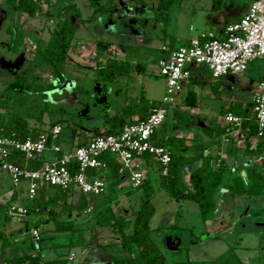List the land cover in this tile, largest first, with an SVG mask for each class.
<instances>
[{
	"label": "rangeland",
	"instance_id": "374dc122",
	"mask_svg": "<svg viewBox=\"0 0 264 264\" xmlns=\"http://www.w3.org/2000/svg\"><path fill=\"white\" fill-rule=\"evenodd\" d=\"M92 1L98 6L122 5V9L120 12L101 14L95 11ZM69 2L78 5L82 22L77 23L76 35L63 69L66 82L74 85L68 88L72 97L63 99L64 94H59L58 91L43 90L49 79L50 69L40 63L34 52L38 46L43 48L46 45L51 31L59 23L47 17L45 12L50 10L55 13L59 7ZM162 2L163 0H42L41 11L30 18L27 13H21L17 9L8 10L6 0H0V13L1 7L9 12L6 21L0 16V59L9 63L17 58L23 60L19 70L4 66L0 61V113H3L5 123H11L16 116H25L29 126L38 130H49L54 124H60V143L66 148L69 143L75 145L95 136L96 127L105 132L110 126V119L120 115L125 109H128L127 112L131 111V104H135L142 94L150 103L159 101L166 89L165 78L160 75L159 67V60L167 56L163 46L172 49L187 44L201 31L213 27L208 21L214 17L211 0H170L168 15L157 9ZM15 23L24 24L25 42L22 41L26 43V47L20 53L14 49L20 44L16 29L10 33L6 29ZM110 32L117 33L118 38H110ZM26 36L30 39L26 40ZM109 40L112 43L106 47ZM108 58L130 61L131 72L118 73L112 82L98 78L96 64L98 61L104 63ZM263 63L264 58L254 59L249 70L231 73L219 79L213 78L206 66L198 65L200 74L204 76V84L199 87L190 83L188 87L198 91V99L209 106V115L219 116L220 109L230 94L224 86L248 87ZM137 65L143 69L140 71ZM28 66L31 67L24 75L27 83H32L30 90L9 89L8 84L18 78ZM96 87L100 89V94L94 91ZM215 93L220 96L216 97ZM179 99L180 96L177 105L181 104ZM123 103L124 106L118 108ZM44 106H48L49 110L38 119ZM59 108L63 112H58ZM84 110H88L87 117L80 115ZM172 110L168 120L158 128L160 138L176 132L177 122ZM203 112L206 113V110ZM45 157L52 159L54 154L48 153ZM199 162L191 161L185 165L184 180H187L186 174ZM154 168L152 186L156 192L151 200L154 207L151 236L160 246L165 264H264V196L259 197L258 202L255 197L245 202L243 197V201H237L234 207L228 209L229 213L219 219L224 220V224L206 226L198 204L193 200L177 201L171 198L160 187L157 165ZM106 174L108 178L104 194L83 193L75 188L67 196V205L58 202L56 206H51L55 211V219L46 221L44 219L48 216V208L43 213H33L26 219L5 217L7 205L10 204L5 195L11 189V180L6 172L0 171V247L3 243L4 250L12 248L13 253H29L33 248L30 229L38 226L42 230H56L44 231L42 240L38 243L42 245L47 259L54 254L73 251L78 257L70 264H77L83 247L84 230V235L91 237V243L88 244L100 246L105 240L114 250L116 247L121 249L117 252L120 257L126 256L127 252L120 244V236L105 223L124 215L133 220L144 200V191L138 188L128 194L130 189L126 190L124 186L129 187L127 180L115 177L117 170L106 171ZM121 186H124L123 191ZM55 190L48 186L45 193L50 194ZM22 193L25 196V189H22ZM24 204L28 206L32 202L25 197ZM91 205L94 208L87 211ZM215 212L216 208L210 219L216 217ZM70 240L74 241L72 249L66 245ZM107 242L103 244L108 246ZM171 242L175 244L172 245Z\"/></svg>",
	"mask_w": 264,
	"mask_h": 264
},
{
	"label": "built area",
	"instance_id": "2783aa9c",
	"mask_svg": "<svg viewBox=\"0 0 264 264\" xmlns=\"http://www.w3.org/2000/svg\"><path fill=\"white\" fill-rule=\"evenodd\" d=\"M162 49L169 52L159 60L160 75L166 82L165 93L145 118L126 122L117 132L95 135L81 145L72 144L63 149L58 141L62 132L60 124H54L48 132L41 131L36 138L25 139L18 138L14 131L0 129V171L9 175L13 188L19 192L18 200L11 202L6 209L8 216L27 218L29 209L22 202V189H25V197L31 202L48 186L104 194L107 181L103 174L108 170L104 154L115 158L119 165L118 173L127 180L130 188L142 185L146 154L161 166L162 175H167L172 159L170 150L155 144L153 135L168 120L178 95L190 83L188 65H204L213 78L219 79L231 73H242L254 59L264 58V0H253L241 18L227 24L219 32L210 30L191 38L185 45L172 49L163 46ZM252 113L258 136H264V77L256 83L253 91ZM224 119L225 141L247 136L249 127H243L246 118L229 112ZM48 149L56 156L45 160L43 155ZM14 152L23 154L26 159L44 161L37 169L21 167L11 160ZM61 152L63 154L59 156ZM30 232L38 244L41 240L39 229L32 228ZM39 255V250H35L33 257ZM72 259L73 255H70L69 261Z\"/></svg>",
	"mask_w": 264,
	"mask_h": 264
},
{
	"label": "trees",
	"instance_id": "16d2710c",
	"mask_svg": "<svg viewBox=\"0 0 264 264\" xmlns=\"http://www.w3.org/2000/svg\"><path fill=\"white\" fill-rule=\"evenodd\" d=\"M42 0H6L8 5V10L17 9L21 13H27L28 17L34 18L39 11H41L40 2ZM48 1V0H47ZM139 1V0H136ZM163 4L157 6L158 10L164 11L168 15V9L170 7V0H163ZM91 5L95 7L96 12L101 14H109L110 12H120L122 5H97L94 1ZM45 15L52 20H57L58 25L53 28L50 34V38L46 45L41 48L37 47L34 55L39 58L40 63L45 64L50 69V76L47 83L44 85V91H50L55 88L54 81L64 80L66 77L64 74V66L69 57V50L71 48L72 42L75 38L77 31V23L82 22L80 20L81 13L78 5L73 2L66 3L58 8V10L53 13L50 10L45 12ZM23 23H15L14 26L10 25L7 27V31L10 33L13 29H16V34L20 38V44L14 48L17 53H20L25 47L24 43L25 32L23 29ZM118 38V34L115 32H110V38ZM24 42H23V41ZM112 43V40L106 42L105 46L108 47ZM96 70L98 71V78H104L105 81H114L118 73H129L132 70L131 62L128 60H118L115 58H108L104 63L98 61L96 64ZM28 66L23 70L19 77L14 79L8 84L9 89L17 91H29L32 87V83L28 82L26 76L24 75L26 71L30 69ZM138 67V65L136 66ZM141 71L143 68L138 67ZM46 95L45 92H43ZM158 101L148 102L144 94L132 104L136 107V113L139 114V119L145 118L150 109ZM185 103L188 105H196L198 99L195 94L191 91L187 92L185 98ZM148 105V106H147ZM120 108V107H118ZM49 110L48 106H44L41 110L38 119H41L42 114ZM58 112H63L61 108L57 110ZM231 112L233 114L241 115L244 118L243 127H249V132L247 136L244 137L243 145L245 152L250 154L253 151V143L251 138L256 137L258 147L264 146V136H258L257 126L254 123L252 117V103L246 104L244 107L240 103H235L230 108L222 111V113ZM0 113V129H4L7 132L14 131L18 138L25 139L27 137L36 138L41 131L48 130H38L37 128H32L28 124L27 117H14L11 123L7 124L4 121V117ZM131 113L128 111L121 112L120 115H115L110 119V126L106 132H117L124 123L129 122V117ZM30 117V116H28ZM104 132L100 128H95V135H101ZM59 138V142H60ZM153 141L157 145L166 146L171 153V163L169 165V172L167 175H162L161 166L156 162V160L149 154L144 156L146 161V166L143 169V182L141 189L144 191V200L140 209L134 214L133 220L128 219V215L118 216L109 220L105 225L111 227L115 234L120 236V244L123 246L124 251L127 252L126 256L120 257L119 255L112 254V261L114 264H165V257L161 251L158 243L151 236V218L154 214V207L151 203L152 198L155 196L156 190L152 186V172L157 165V169L160 172V187L163 188L173 199L177 201L181 200H193L195 201L200 210V215L206 226H215L218 224H224V220L210 219L212 212L216 208L217 197L220 189L226 185L228 190L235 195H244L248 197H263L264 196V166L257 167L253 166L248 170L247 181L241 176H234L229 183H227V168L224 164L220 163L216 166L213 165L211 158H204L203 150H201L200 144L197 145L195 154L192 157H187L176 153L171 145L174 143L175 138L172 136H167L166 138L158 137V129L153 135ZM85 143L78 142V145ZM59 153L58 155H62ZM103 159L108 163L107 171H116L115 177H120L118 173L119 165L109 154H104ZM154 160V163L151 160ZM11 160L21 167L37 169L39 168L44 160H30L26 159L23 154L19 152H14L11 156ZM201 160L202 164L196 169L189 173V179L186 182L183 178V171L185 165L191 161ZM105 179L108 178L106 172L103 174ZM117 181V180H116ZM56 190L53 193L46 194L45 188H43L38 198L32 204L28 205L29 212H32L36 207L38 212L43 213L48 208V216L46 221L55 219V211L53 209L54 205L58 202H62L67 205L66 199L69 194V190H62L60 188L50 186ZM138 188H130L127 191L129 194L131 190H136ZM53 205V207H51ZM66 207V206H65ZM35 211V210H34ZM210 220V223H208ZM76 229L73 230V232ZM91 243V240L90 242ZM171 242L172 245H174ZM67 247L72 249L74 247V241L70 240ZM98 246V245H97ZM101 246V245H100ZM55 249V248H54ZM117 252L120 249L116 250ZM35 260L40 259L38 257H32ZM26 259H31L30 256H26ZM43 264H70L69 253H58L55 258L43 260Z\"/></svg>",
	"mask_w": 264,
	"mask_h": 264
},
{
	"label": "crops",
	"instance_id": "0c3cea01",
	"mask_svg": "<svg viewBox=\"0 0 264 264\" xmlns=\"http://www.w3.org/2000/svg\"><path fill=\"white\" fill-rule=\"evenodd\" d=\"M252 2L253 0H211L210 4H211V9L214 10L213 11L214 17H211L209 19L208 24H212L213 27H210L208 30L201 31L200 34L204 32H208L210 30L217 31V32L221 31L227 24L234 22L238 20L239 18H241L247 12ZM1 10L2 12L0 13V16H2L3 21H6L7 17H9V12L7 9H4V7H1ZM29 39L30 37L26 36V40H29ZM167 48L171 49V47L169 48L168 46ZM168 54L169 52L167 51V55ZM198 65L200 64L191 63L188 65V68L191 70L190 83H195L197 86L201 87L204 84V76L200 74L201 69L198 68ZM251 65L252 64L250 63L247 70L250 69ZM202 66L205 67L204 65ZM258 72L259 73L255 77V79L251 81L252 84L251 85L248 84V87L241 88L236 85L234 86L230 85L228 87L224 86V88H227V90L230 91V94L226 98V101H224L222 109H220L221 114L219 116H216L213 114L209 115L207 113L209 106H207L206 102L204 103L202 100H199L197 97L198 91L195 92V90H191L188 87L191 84L190 83L187 84L185 88L188 87V89L186 90L185 94L182 95L183 92L185 91V88H184V90L178 95V97L180 96L179 103L181 104L177 105L175 103V105L172 108L173 116H174L173 118L177 122L175 134L170 135L175 138L174 143L171 145L172 149L178 154H181L187 157H192L195 154L197 145L200 144L199 148L203 150L204 158H211L214 166L220 163L226 166L227 174H228L227 183H229L230 180L234 176H241L242 178L245 179V181H247V173L251 167L253 166L263 167L264 166V146L258 147L256 145L257 143L256 137L251 138V142L253 143L254 147H253V151L250 154H247L245 152L243 145L240 144L241 142H243L244 140L243 138L238 139V140H230V141L224 140L225 128H226V122H225L224 116L227 113H222V111L230 108L235 103H240L242 107H244L246 104L252 103V94L255 89L256 83L264 77V63L262 66H260V68L258 69ZM224 77L225 76H223L222 78ZM188 91L193 92L195 96L197 97L198 103L196 105H188L185 103V98L187 96ZM215 95L216 97L217 95L220 96L219 93H215ZM125 101L126 100H124V102ZM123 106H124V103L120 105L119 107L122 108ZM133 107L134 106H132L131 111H129L131 113L128 119L129 122L139 119V114H137L135 111L136 107L134 108ZM203 110H206V113L203 112ZM195 128L197 130H195ZM101 131L104 132V130H101ZM60 139H61V135H60ZM71 145L72 143L71 144L69 143V145L66 148L62 147V145L61 147L63 149H67L71 147ZM48 153H53L54 157L56 156V154L53 151L48 149L45 151L43 155V158L45 160H50V159H46L45 157V155H47ZM151 161L154 163L153 159ZM196 161H200L199 162L200 164L198 163L199 165L197 164L194 168H192L186 174L185 176L187 178V180H185L186 182L189 179V173L202 164L201 160H196ZM145 164H146V161H145ZM184 175L185 174L183 172V177ZM121 178L123 177L121 176ZM124 186L126 187V190L130 189L127 185H124ZM124 186H121V190L123 189ZM71 190H69V193ZM20 192H21L20 196L22 198V202H24L25 196L23 195L22 190ZM18 195H19V192H17L13 188L12 183H11V189L6 193L5 197H8L9 203H11V202L18 200ZM243 197H244L245 202H248L250 201V199L253 198V197H248L244 195H235L228 190L226 185H224L220 189V192L217 197L216 212H215L216 217L214 219L219 220L221 217L224 218L229 213L228 209L230 207L231 208L234 207V205L237 204V201H243ZM255 199H256L255 200L256 202L259 201V197H255ZM88 207L90 208V210L94 208L92 205ZM37 209L38 208L36 207L34 209L35 211L33 210L32 212H29L28 216H30L33 213H40L38 212ZM5 217L7 219L15 218V217H10L7 214H5ZM34 228L39 229L41 240H42V234L44 231L53 230L52 228H45L44 230H42L38 226ZM78 228L80 229L81 227L79 226ZM53 231H56V230H53ZM84 233H86L85 230H84ZM84 233L82 236L83 247L80 252L81 253L79 256L80 258L77 260V264H114L112 261V254L118 255L116 251L118 250L117 247L114 250L111 244H109L105 240H103L102 242L100 240L103 246L102 245L101 246L90 245L88 243L90 242L89 239H91V237L90 236L87 237V234L84 235ZM103 238H106V237L103 236ZM106 242L108 243V246L103 244ZM115 243L117 244V241ZM0 249H1L0 264H43V260L47 259L43 253L42 245L37 244L34 240H33V248L29 251V253H26V254L23 253L21 255V253L20 254H18L17 252L13 253L12 248L4 250L3 243L1 244ZM35 250H39L40 259L38 260H35L32 258ZM56 255L54 254V256L50 257L49 259L55 258ZM70 255H73V259L71 260V262H74L78 257L76 253L73 251L69 252V256ZM26 256H30L31 259L27 260Z\"/></svg>",
	"mask_w": 264,
	"mask_h": 264
},
{
	"label": "flooded vegetation",
	"instance_id": "af4514ba",
	"mask_svg": "<svg viewBox=\"0 0 264 264\" xmlns=\"http://www.w3.org/2000/svg\"><path fill=\"white\" fill-rule=\"evenodd\" d=\"M54 84H55V88L52 90L58 91L59 94H62V95L64 94L63 99L69 98L70 96L72 97L71 95L72 92H70L68 88H71L74 85L70 82H66V78H64V80H61V82L59 80H56L54 81Z\"/></svg>",
	"mask_w": 264,
	"mask_h": 264
},
{
	"label": "water",
	"instance_id": "95a60500",
	"mask_svg": "<svg viewBox=\"0 0 264 264\" xmlns=\"http://www.w3.org/2000/svg\"><path fill=\"white\" fill-rule=\"evenodd\" d=\"M1 63L4 65V66H9V67H15L17 68L18 70L21 68L22 64H23V60L17 58L14 62H8L6 60H4L3 58L0 59ZM95 92H98V94L101 93L100 89L98 87L95 88L94 90ZM80 115L83 117V116H88V110H84L80 113Z\"/></svg>",
	"mask_w": 264,
	"mask_h": 264
}]
</instances>
